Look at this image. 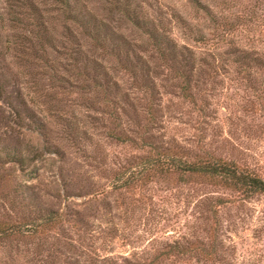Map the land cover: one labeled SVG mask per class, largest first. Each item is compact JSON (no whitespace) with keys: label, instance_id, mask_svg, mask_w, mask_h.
I'll return each instance as SVG.
<instances>
[{"label":"rangeland","instance_id":"rangeland-1","mask_svg":"<svg viewBox=\"0 0 264 264\" xmlns=\"http://www.w3.org/2000/svg\"><path fill=\"white\" fill-rule=\"evenodd\" d=\"M76 3L99 29L56 0H0V264H264V191L159 164L204 151L264 178V0ZM112 33L133 51L97 42Z\"/></svg>","mask_w":264,"mask_h":264},{"label":"trees","instance_id":"trees-1","mask_svg":"<svg viewBox=\"0 0 264 264\" xmlns=\"http://www.w3.org/2000/svg\"><path fill=\"white\" fill-rule=\"evenodd\" d=\"M63 6V11L66 17L70 18L71 20L81 23L84 21L89 23V26L95 27L99 29L98 22L93 19L92 16H88V18L83 19V15L79 11V6L76 3L77 0H56ZM32 14L31 15H39L38 11H35L31 9ZM36 16V17H37ZM136 20V19H135ZM137 22V20L135 21ZM39 23L36 22L35 25H38ZM87 25V24H85ZM36 34L38 36V40L42 42L47 38V36L44 37L43 33H40V31L36 30ZM149 42L154 46V48L158 52V55L160 57H163V52L160 49V42L161 43H168L167 39H163L161 37H157L156 35H152L151 32L149 33ZM112 41L115 46L117 47H125V52H132L133 51V43L130 42L125 36L122 34H116L112 33L111 35H103L102 37L98 38L97 42L102 46L105 40ZM160 41V42H159ZM160 49V50H159ZM169 53L176 54V48H174L172 45L169 44ZM136 57H139L137 53L134 54ZM140 58V57H139ZM240 62H245L244 56L240 55L238 59ZM184 65L187 64V62L190 63V66H195V62L193 60H184ZM102 75H106L107 71L103 70ZM180 76L183 79V84L180 85L181 90H186V85L189 81V77L187 75V72L181 73ZM93 80H96L95 77H91ZM98 80V79H97ZM95 82V81H94ZM114 85L117 86L116 81H111ZM96 84L100 85L96 81ZM146 86L149 83H144ZM149 91L151 92V86L149 88ZM147 114L149 116L152 115V107L151 102L147 103ZM168 149V147H167ZM159 164H163L164 168L166 169H174L178 174L183 175L185 173L187 174H193L199 178H202L206 180L209 183L221 185L223 187L232 189L237 191L241 197H247L255 192H261L264 191V178L254 173L252 170L243 167L237 163H235L233 160L223 159L217 156H211L206 152H195L191 155V157L186 156H180V157H170L166 153H162ZM222 200L220 197H214L211 200L212 206L217 205L221 203ZM213 208V207H211ZM43 218L39 222L38 227H35V230L37 231H44V228H47L48 226H52V224H55V222L58 220L59 216L58 214H54V211L47 209L44 211ZM11 232V228L5 226L3 223L0 222V233L7 234ZM212 248L206 249L203 246L196 244L195 242H189L186 245H182L178 242H172L167 245L164 252L167 251H177L179 253H193L194 251H198L199 253L209 255L212 252Z\"/></svg>","mask_w":264,"mask_h":264}]
</instances>
